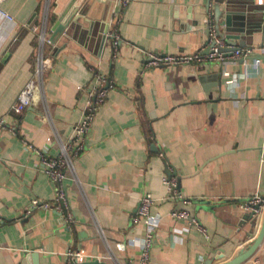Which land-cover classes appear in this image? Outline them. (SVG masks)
Instances as JSON below:
<instances>
[{
    "label": "crops",
    "instance_id": "obj_1",
    "mask_svg": "<svg viewBox=\"0 0 264 264\" xmlns=\"http://www.w3.org/2000/svg\"><path fill=\"white\" fill-rule=\"evenodd\" d=\"M1 8L14 22L0 14V264H68L69 251L95 258L80 264H141L146 227L136 218L147 193L157 197L151 264H220L251 244L263 213L242 203L264 194V0H3ZM209 17L225 49L254 48L260 61L144 66L147 52L208 53ZM40 56L51 58L43 86L17 113ZM93 71L113 87L74 175L67 171V222L33 204L53 202L57 187L26 144L57 156L72 140ZM195 201L206 234L171 215ZM243 264H264V241Z\"/></svg>",
    "mask_w": 264,
    "mask_h": 264
},
{
    "label": "built area",
    "instance_id": "obj_2",
    "mask_svg": "<svg viewBox=\"0 0 264 264\" xmlns=\"http://www.w3.org/2000/svg\"><path fill=\"white\" fill-rule=\"evenodd\" d=\"M132 0H121V6H127ZM3 0H0V14L14 22V17L7 11L1 8ZM211 17L208 21L210 23V35L208 43V53L196 52L192 54H164L160 52H147L145 57L144 66L147 68L156 67H169L173 65H190L196 63H203L205 61H215L226 64L228 62H238L240 59L246 60L247 58L254 57L256 63L260 61L254 48L251 47H235L231 50L225 49L228 45L227 42L217 33L214 26H212ZM107 38L111 40L112 47L115 50L120 41L121 36L117 29H114ZM51 58L40 56L37 70L33 79L27 84L24 90L20 93L18 101L13 109L17 113L23 112L31 103L36 88L41 89L43 86L45 74L50 67ZM93 78L95 85L88 92V100L86 107L83 111L82 118L76 123L74 127V136L69 142H62L60 145V153L57 156L49 154V146L42 149H37L32 144L24 141L27 147L36 152L41 157L44 172L56 184V197L53 202H41L33 200V204L45 209H58L65 215L67 222H73L74 216L71 210V204L64 190V180L67 176V171L72 170V175L75 173V158L83 151L85 140L88 132L91 129L95 116L100 106L105 102L109 89L113 87V82L106 75L101 72L93 71ZM3 120H0V126H3ZM60 142V140L58 141ZM167 188L175 191L176 180L174 178H163ZM170 191V193H172ZM178 194V193H177ZM174 193L172 196L175 198ZM171 198V197H169ZM157 201L152 193L144 194L140 198L138 208V222H142L146 227V234L141 242V264H151L150 250L154 243L155 231L158 225V215L153 214L151 211L152 206ZM242 206L249 210L253 215L259 216L264 213V194L255 193L249 199L242 203ZM171 215L174 219L189 220L204 234L207 233L206 228L195 218H192L187 210H173ZM101 233L104 234V229L99 228ZM95 260L94 257L84 254L81 251H69L67 253L68 264H80L87 261ZM100 260V258H98Z\"/></svg>",
    "mask_w": 264,
    "mask_h": 264
},
{
    "label": "water",
    "instance_id": "obj_3",
    "mask_svg": "<svg viewBox=\"0 0 264 264\" xmlns=\"http://www.w3.org/2000/svg\"><path fill=\"white\" fill-rule=\"evenodd\" d=\"M209 27H210V23H208V26H207L208 30H209ZM196 205H197L196 201L194 202L193 205H187V204H185V202H181L179 204L178 208L179 209H187V210L189 209L192 213L191 217L194 218ZM253 217H255V215H253ZM263 241H264V213H263L262 224H261V228L259 230V233L254 238V240L251 242V244H249V246H247L246 248L241 250L236 256H234L230 260H227L225 262H221L220 264H243V263H245L257 251V249L260 247V245L263 243ZM91 264H105V263L100 262V261L98 262L96 260V261L91 262Z\"/></svg>",
    "mask_w": 264,
    "mask_h": 264
}]
</instances>
